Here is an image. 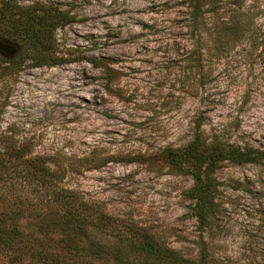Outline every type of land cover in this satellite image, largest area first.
<instances>
[{
    "label": "rangeland",
    "instance_id": "obj_1",
    "mask_svg": "<svg viewBox=\"0 0 264 264\" xmlns=\"http://www.w3.org/2000/svg\"><path fill=\"white\" fill-rule=\"evenodd\" d=\"M13 2L57 5L69 20L52 33L58 63L25 58L0 72V155L34 157L57 185L183 257L197 261L204 248L214 264H264V159L220 163L202 223L191 176L161 156L197 134L264 150V0ZM2 177L20 199L40 193ZM34 259L0 254V264Z\"/></svg>",
    "mask_w": 264,
    "mask_h": 264
},
{
    "label": "trees",
    "instance_id": "obj_2",
    "mask_svg": "<svg viewBox=\"0 0 264 264\" xmlns=\"http://www.w3.org/2000/svg\"><path fill=\"white\" fill-rule=\"evenodd\" d=\"M202 1L194 0L197 5ZM68 16L53 4L18 8L13 0H1L0 48L9 57H1L7 64H0V72L18 71L25 58L36 66L58 63L61 58L53 53L52 33ZM7 154L0 155V254L21 258L28 253L39 264H214L204 248L197 261L183 257L140 224L112 216L99 203L60 187L55 172L35 163L34 157L18 150ZM161 156L191 176L187 194L198 220L205 223L214 206V170L222 161L260 162L264 150L241 148L218 137L207 141L197 134L183 147L163 149ZM8 173L13 182L21 177L40 185L38 197L20 199L14 186L5 187L2 175ZM27 215L35 219L22 221Z\"/></svg>",
    "mask_w": 264,
    "mask_h": 264
}]
</instances>
